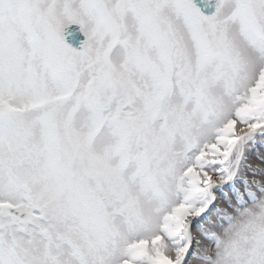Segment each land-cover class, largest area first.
I'll return each mask as SVG.
<instances>
[{
  "label": "snow or ice",
  "instance_id": "6c2138e0",
  "mask_svg": "<svg viewBox=\"0 0 264 264\" xmlns=\"http://www.w3.org/2000/svg\"><path fill=\"white\" fill-rule=\"evenodd\" d=\"M257 145L264 0H0V264H264Z\"/></svg>",
  "mask_w": 264,
  "mask_h": 264
},
{
  "label": "rangeland",
  "instance_id": "374dc122",
  "mask_svg": "<svg viewBox=\"0 0 264 264\" xmlns=\"http://www.w3.org/2000/svg\"><path fill=\"white\" fill-rule=\"evenodd\" d=\"M255 152H264V145H257ZM255 152L253 153L254 156H255Z\"/></svg>",
  "mask_w": 264,
  "mask_h": 264
},
{
  "label": "water",
  "instance_id": "95a60500",
  "mask_svg": "<svg viewBox=\"0 0 264 264\" xmlns=\"http://www.w3.org/2000/svg\"><path fill=\"white\" fill-rule=\"evenodd\" d=\"M80 38H82V36ZM74 43H78V40L74 41Z\"/></svg>",
  "mask_w": 264,
  "mask_h": 264
}]
</instances>
